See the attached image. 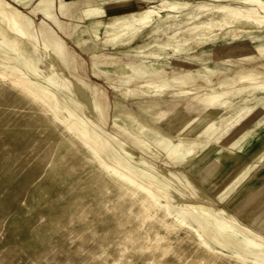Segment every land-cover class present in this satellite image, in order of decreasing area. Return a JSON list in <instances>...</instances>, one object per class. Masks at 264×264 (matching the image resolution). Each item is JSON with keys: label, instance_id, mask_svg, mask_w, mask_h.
<instances>
[{"label": "rangeland", "instance_id": "rangeland-1", "mask_svg": "<svg viewBox=\"0 0 264 264\" xmlns=\"http://www.w3.org/2000/svg\"><path fill=\"white\" fill-rule=\"evenodd\" d=\"M35 1L10 3L35 23L44 18L63 38L71 54L65 59V69L75 80L61 88L68 103L95 121L86 94L88 84L96 87L106 100V117L101 124L96 122L103 134L113 138L117 152L143 157L151 171L155 167L165 173L178 171L183 180L187 177L213 200L187 187L191 201L216 213L225 208L264 235L251 223L264 208H254L250 202L264 187V179L249 188L252 178L264 175V151L236 179L226 180L217 189L212 182L219 181L216 176L228 163L217 157L214 165L206 167L201 161L215 158L226 146L209 134L216 126L212 122L232 106L228 99L240 96L248 86L264 85V75H260L264 50H257L264 43V27L241 22L231 27L203 24L220 14L218 4L246 3L175 0L189 5L141 19L137 10L150 0H96L101 6L81 3L72 17H58L69 27V37L41 10L32 11ZM63 1L69 8L73 0ZM24 46L30 44L24 41ZM9 65L0 58L1 70L10 72ZM230 67L236 70L227 75ZM176 69L191 73L182 78L187 84L163 81ZM56 72L65 79L61 69ZM113 122L133 133L140 145L122 135ZM64 128L46 104H39L0 75V264L194 262L189 229L165 224L172 217L158 205L153 216L147 215L137 201L140 193L131 194L118 185L115 174L96 165L82 138L72 135L64 140ZM158 135L187 144V151L181 152L177 162L155 160L149 150ZM215 143L217 150H213ZM239 191L247 195L234 205ZM204 264L224 263L216 258Z\"/></svg>", "mask_w": 264, "mask_h": 264}, {"label": "bare ground", "instance_id": "bare-ground-1", "mask_svg": "<svg viewBox=\"0 0 264 264\" xmlns=\"http://www.w3.org/2000/svg\"><path fill=\"white\" fill-rule=\"evenodd\" d=\"M29 1L31 0H17V3L25 5ZM242 1L246 5L218 4L216 11L220 14L203 24L231 27L241 22L258 28L264 27V0ZM63 2V0H36L32 11L41 10L45 18L51 20L65 36L69 37H71V31L65 21H58L59 16L69 15L68 17H72V13L81 7V3H85L87 7L91 8L101 6L96 0H73L71 6L67 8ZM149 2L147 6L143 5L144 7L137 10L140 13L139 18L160 16L163 13L177 11L189 5L187 1L175 0H150ZM50 4H52V10H56L55 14L49 8ZM40 21L41 23L31 21L20 8L12 5L10 0H0V58L4 62L11 63L9 65L10 72L0 69V75L7 77L11 83L30 95L39 104H46L52 117L63 122L65 128L62 136L64 140L71 138L72 135L82 138L84 146L89 149L90 157L96 165L100 166L105 173L115 174L119 178L118 185L131 190V194L140 193L137 201L147 215L153 216L155 206L158 205L165 215L172 217L171 221L165 222V224L174 227L183 225L189 229L196 259L194 262L193 259L187 260L183 264H204L216 258H222L224 264H264L263 234L239 221L225 208H219L220 212L216 213L208 206L200 207L191 201L187 195V187L195 190L198 196L213 202L200 187L184 175L185 180H183L177 173L178 171L165 173L158 167L152 168L151 171L148 167L151 164L143 157L131 152L126 154L127 156H122L117 152L113 146V138L103 134L96 122L101 124L106 117L104 93L88 84L86 95L88 101L91 102L90 112L95 121L83 117L68 103L61 93V88H67L68 82L75 84L73 75L65 69V59L71 57V54L54 26L47 23L44 18ZM24 41L30 44L28 48L24 46ZM257 50H264V44H259ZM72 63H74V59H72ZM56 69L63 71L65 79L56 72ZM260 75H264V72H260ZM163 81L178 85L188 83L185 80L172 77H165ZM78 89L81 95L84 94L82 89L79 87ZM241 100V97L228 99L229 104L231 102L233 106H237L229 107L224 114L212 122L216 123V126L212 127L209 136L216 137L218 141H223L226 144L225 148L229 155L220 156L224 162L232 159L231 157L236 153L233 150L235 147L240 148L238 144H240L241 135L246 139L254 132L251 131L252 128H249L250 130L244 129L242 131L244 133H241L240 129L234 130L230 125V117L233 113L248 110V102L251 97H245L242 102ZM227 106L229 105L227 104ZM228 112L230 114L226 115ZM113 125L131 142L140 145L133 133L116 122H113ZM153 143L154 146L152 145V149L150 148L149 154L155 160L164 163L177 162L181 152H186L188 149L187 144L172 140L164 135L156 136ZM217 149H219V145L215 143L213 150ZM206 160L208 159L205 157L201 159V161ZM162 200H164L163 203ZM222 230L226 234L222 235Z\"/></svg>", "mask_w": 264, "mask_h": 264}, {"label": "crops", "instance_id": "crops-1", "mask_svg": "<svg viewBox=\"0 0 264 264\" xmlns=\"http://www.w3.org/2000/svg\"><path fill=\"white\" fill-rule=\"evenodd\" d=\"M72 1V0H67ZM113 0H109L111 2ZM116 0H114L115 2ZM123 5V4H122ZM252 38H258V36H253ZM264 44V43H261ZM258 46V45H257ZM236 69L234 67H230L229 71L226 73L229 75L231 72H235ZM186 70L182 69H176L172 73H169V77L176 78V79H182L188 75H190ZM242 94L237 97H241L242 100L244 98H250L251 100L248 102V110L239 113H233L230 117V125L233 127L234 130H239L241 133L244 129L252 128L251 131L253 134L249 136L248 138H242L241 140L240 148L235 147L233 150L236 152L231 158V160L226 161L225 163H228V166L226 168L220 169L218 172L216 179H218V182H212V186L214 189H217L222 183H224L226 180H234L238 177V175L244 171L245 166L249 165L251 163V160L259 153L264 151V85H261L260 83L248 86L246 89H242L240 91ZM235 97V98H237ZM247 100V99H246ZM248 101V100H247ZM237 105L232 104V108ZM239 114V115H238ZM245 115V116H243ZM213 137V136H212ZM222 152L217 155L215 158H209L208 160L204 161V164L206 167L212 166L215 164V160L217 157L221 158L220 156H228V152L226 148L224 147ZM222 159V158H221ZM223 160V159H222ZM264 179V175L261 177H257L256 179L252 178L250 181V189H254L256 185H258L262 180ZM264 187L254 196L252 199H250V202L252 203V207L254 208H264ZM252 191V190H251ZM250 191V192H251ZM246 192L239 191L234 197V205L242 201L246 197ZM262 208V209H263ZM254 220L251 222L252 226H259L261 231L264 232V210L261 213V216L254 217Z\"/></svg>", "mask_w": 264, "mask_h": 264}]
</instances>
